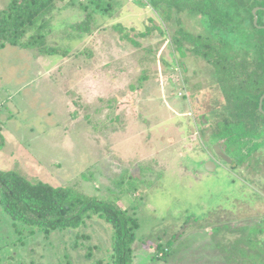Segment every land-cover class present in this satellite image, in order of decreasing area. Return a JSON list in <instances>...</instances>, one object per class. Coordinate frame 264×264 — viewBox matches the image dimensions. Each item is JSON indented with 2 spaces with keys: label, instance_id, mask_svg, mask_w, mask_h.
Instances as JSON below:
<instances>
[{
  "label": "rangeland",
  "instance_id": "1",
  "mask_svg": "<svg viewBox=\"0 0 264 264\" xmlns=\"http://www.w3.org/2000/svg\"><path fill=\"white\" fill-rule=\"evenodd\" d=\"M10 1L0 0V10ZM137 4L59 0L30 32L43 45L0 42V170L124 211L127 223L137 224L133 264H264L257 233L264 219V146L256 148L255 168L229 172L219 164L207 171L205 160H217L211 144L188 135L200 125L194 111L203 102L207 66L200 57L178 55L168 30L173 24ZM149 18L162 32L142 39ZM180 25L193 35L202 27L195 19ZM259 34L244 33L243 49ZM42 47L52 53L41 54ZM176 125L185 133L181 140ZM30 230L18 234L0 204V264L111 262L113 229L92 213L74 228L48 235Z\"/></svg>",
  "mask_w": 264,
  "mask_h": 264
},
{
  "label": "trees",
  "instance_id": "2",
  "mask_svg": "<svg viewBox=\"0 0 264 264\" xmlns=\"http://www.w3.org/2000/svg\"><path fill=\"white\" fill-rule=\"evenodd\" d=\"M57 1L59 0H11L5 9L0 10L1 47L9 44L27 49L37 43L39 47L40 44L43 45L39 42L41 36L38 32H30L32 28L37 31L44 25L46 20L42 19L43 23H40V18L44 16V12L55 8ZM132 1L138 2L136 6L140 8H149L163 23L173 24L172 30L171 27L168 30L172 31L170 40L176 48L184 49L187 45L193 55L213 64L222 92H225V106H221L219 122L210 124L213 141L239 165L247 162L246 169L253 168V155L259 151L256 148L260 144L264 146V101L261 112L258 110L259 100L264 95V29L255 30L252 11L259 8L257 18L259 12L264 15V0ZM193 19L198 20L203 29L196 36L191 34L186 25H180L184 20ZM35 23H38L36 29L33 26ZM143 24L144 32L139 35L142 39L161 31L160 26L150 18ZM257 25H264V21L261 23L258 20ZM253 32H260L259 38H255L250 46L243 49L240 39H244V33L249 36ZM26 37L28 38L24 42ZM245 37L247 40L248 37ZM223 46L230 48V51L224 52L221 49ZM39 52L44 55L52 53L46 47H42ZM242 61L244 65L237 67ZM224 76L231 80L230 84ZM233 87L243 88L245 94L234 92ZM236 128L240 132H233ZM250 141L252 146L247 143ZM256 166L257 163L254 162V168ZM0 204L18 234H22L25 228L31 229V234L34 229H40L45 235L55 230L74 228L83 222L84 216L92 213L113 229L109 264H133L132 244L137 230L136 221L133 219L128 224L124 211L112 203L81 199L66 188H54L44 183L33 184L16 173L0 170ZM260 222L261 229L257 233L263 248L264 219ZM253 239L258 240L257 237ZM246 241L249 242L248 237ZM248 253L252 255L251 252ZM166 255L165 253L163 258ZM258 258L261 263L264 255H259Z\"/></svg>",
  "mask_w": 264,
  "mask_h": 264
},
{
  "label": "flooded vegetation",
  "instance_id": "3",
  "mask_svg": "<svg viewBox=\"0 0 264 264\" xmlns=\"http://www.w3.org/2000/svg\"><path fill=\"white\" fill-rule=\"evenodd\" d=\"M143 27H144V24H143ZM202 30L203 29H201L198 34H200L202 32ZM198 34H194V36H196ZM177 50L179 51L178 55L181 54V53L183 54L182 57L184 55H187V56L193 55L189 51V47L187 45L185 46L184 49L177 48ZM188 54H190V55H188ZM193 57H199V56L193 55ZM204 62L206 64V66H207V69H206L207 76H204V77H206V80H205L206 81L205 82L206 85L204 84L203 88L206 89V91H205V94H204V91H202V93L204 94V96H202V98H201V99H203V102L200 103V105L195 104V106H200L201 108H198L197 110L195 109V111H194V113L196 115H199V118H200L199 119V124L200 125H199V127H197V130H196V127L193 128V131L189 132L188 135L189 136L193 135L194 137L197 135V136H199V138L201 140L203 139L205 142L207 141L208 144H211V148H212V151H213V146L214 145H218V144L215 141H213L214 138H213V135H212V129L210 127V124L213 125L214 123L219 122V115H220L221 106H225V100H224V96H223V92H222V85H221V83L219 82V80L217 78L218 74L215 72V67L210 62H206V61H204ZM180 64H181L182 70H186L185 64L183 62H180ZM198 71L195 70L194 72L197 74ZM211 73H212V77L209 76V74H211ZM196 101L197 100H195V103H196ZM185 115L190 120L191 124L193 125L194 121L191 118L193 116V113L191 114L189 111H186ZM205 116H207L206 119H204ZM174 128H176L174 130V133L177 134V136L181 140L182 136H180V134H182V135L185 134L184 131L182 130V128H180L177 125L175 127H173V129ZM196 142H202V141H196ZM181 144H182V146L184 145V143H181ZM213 153H214V151H213ZM259 154L262 155L263 153H259ZM228 157L230 158V156H228ZM253 157L255 158L254 161L257 162L256 159H257L258 156H256V154L254 153ZM230 159L232 161L231 164H226L224 162H222V164H221V162L218 161L219 160L218 158H217V160L216 159L215 160L212 159L215 162V164H216V167L214 168L213 172H216V170L218 169L219 164L221 165L220 168H222V170L226 169L229 172H230V169H232L233 172H234V170H236L238 172V168L239 167H242L244 164L248 165L247 162L242 163L241 165H239L237 162H235V160H233L232 158H230ZM209 161H211V160H205V162H204V163H206V169H207V167L209 169L211 168V166L209 165L210 164ZM204 163H203V165H204ZM203 165L201 166V168L203 167ZM259 165H260V162L258 161L257 162V166H259ZM252 167L254 168V164L252 165ZM245 169H246V167H245ZM208 172H210V171H208ZM253 188L257 189V186H255L253 184ZM263 234H264V232H263Z\"/></svg>",
  "mask_w": 264,
  "mask_h": 264
},
{
  "label": "water",
  "instance_id": "4",
  "mask_svg": "<svg viewBox=\"0 0 264 264\" xmlns=\"http://www.w3.org/2000/svg\"><path fill=\"white\" fill-rule=\"evenodd\" d=\"M259 10V8H255L252 11L253 14V22L254 24H257V16H256V12ZM264 101V95L261 96L260 100H259V107L260 110L262 109V103ZM213 151H214V155L221 160L222 162L226 163V164H231V159L223 152V150L221 149V147L219 145H214L213 146ZM209 165L211 166V168L209 169L207 167V170L210 172H213L214 168L216 167V164L213 160L209 161Z\"/></svg>",
  "mask_w": 264,
  "mask_h": 264
}]
</instances>
